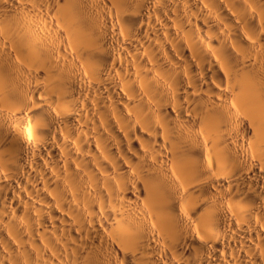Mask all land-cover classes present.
<instances>
[{"label": "bare ground", "instance_id": "1", "mask_svg": "<svg viewBox=\"0 0 264 264\" xmlns=\"http://www.w3.org/2000/svg\"><path fill=\"white\" fill-rule=\"evenodd\" d=\"M0 264H264V0H0Z\"/></svg>", "mask_w": 264, "mask_h": 264}]
</instances>
